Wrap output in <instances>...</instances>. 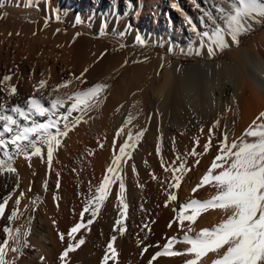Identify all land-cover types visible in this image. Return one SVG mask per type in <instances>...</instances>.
I'll use <instances>...</instances> for the list:
<instances>
[{
	"label": "bare ground",
	"instance_id": "obj_1",
	"mask_svg": "<svg viewBox=\"0 0 264 264\" xmlns=\"http://www.w3.org/2000/svg\"><path fill=\"white\" fill-rule=\"evenodd\" d=\"M90 1L93 3V0H50L49 11L46 12L44 0H39L38 7L37 0H0V5H3L0 7V76L2 72L12 73L10 81L2 80L5 87L0 89V96L12 107L26 106L27 98H39L41 81L47 84L45 95L55 89L53 96L61 97L85 90L95 83L107 85L103 103L89 113L88 122L82 121L70 130L67 137L61 138L50 170L39 157L26 160L23 156L13 155L11 162L19 175H0V201L9 194L12 197L6 206L5 216L0 217V245L9 239V247L13 246L9 235L3 231L5 227L10 229L12 235L16 229L28 233L24 237L28 247L21 249L22 255L6 249V259L15 258L16 264H61L59 255L68 241L67 231L78 220L82 200L85 196L89 198L93 195L107 168L111 166L115 153L112 145L114 138L120 145L127 139L129 132L134 137L141 129L146 130L133 152L134 159L123 166L125 198L129 205L125 224L131 223L134 213L139 214L140 226L145 230L142 232L139 229L138 233L135 229L138 233L135 234L143 246L155 242V232L165 217V211L161 209V194L153 189L157 180L153 177L157 178L165 172L160 163L161 158L166 164H171L169 149L177 145L175 136L198 126L199 146L204 149V144L209 143L208 149L212 150L219 147L221 140L217 137H222L224 132L228 133L229 144L242 140L256 142L257 137L246 133L256 125L264 124V119H258L264 112V18H257L259 22L250 20L248 30L238 36L236 43H232L229 37V47L223 51L233 50V53L225 59H216L223 51H217L215 56L209 57L206 49H202L199 56L203 61L183 67L178 61L170 63L167 55L156 52L155 47L161 43L146 28H161L159 20L165 24L168 18L174 19L180 11L174 9L173 4H178L184 12L198 19L202 13L190 0H131L133 7L126 17V0H118L121 20L115 26L123 30L131 23L133 28L125 40L111 35L113 25H110L107 37L96 38V30L100 27L99 15L95 18L94 28L73 27L77 13L87 21L92 12L87 4ZM215 2L220 3V0ZM257 2L264 3V0ZM229 3L239 10L242 0H229ZM223 6L228 7L227 4ZM108 8L109 0H100L96 11L99 13ZM51 9L71 11L61 22L52 19L45 27V17ZM178 18L181 20L179 15ZM220 23L223 24L222 21ZM199 26L200 31L205 30L200 21ZM136 30L144 34L150 46H132ZM243 37L248 38L246 45L242 41ZM121 43L127 47L121 49ZM196 43L199 47V40ZM58 61L63 64L60 70L57 68ZM61 83H67L68 86L61 88ZM197 83L209 97L213 93L216 95L214 103L200 113H196L194 105L184 96L185 87ZM57 84L59 87H56ZM10 87L17 89L15 95L8 94L7 89ZM129 115L133 120L131 124L124 125L123 121ZM217 120L220 121V127L213 128L209 140V127ZM121 127L125 130L116 137L115 133ZM158 144L161 146L160 156L155 152ZM42 151L46 153V149ZM72 156L78 158L82 173L77 176V183L71 175L63 172ZM131 164L137 168L135 173ZM30 166L37 175H27ZM57 179L60 181L59 188L56 187ZM45 181H48V190L44 188ZM214 183L205 193L207 200L217 194ZM116 191L113 185L94 223L87 226V230L82 229L81 238L85 243L70 253L68 264H103L100 260L107 249L105 244L110 241L114 221L119 217V202L114 194ZM20 193H24L23 198ZM53 196L58 199L54 200ZM17 198H21L19 206L15 204ZM13 210L17 211V216L10 222L7 216ZM204 212V217L193 227L190 237L224 223L230 214L213 205ZM145 225L148 226L145 228ZM95 230L99 235L95 234ZM61 233L65 235V242L59 239ZM146 234L147 239H144ZM135 240L128 246H125L124 238L115 241L118 257L110 259L109 264H143L144 260L139 256L141 247L135 244ZM224 250L226 246L221 251ZM216 258L217 253L209 252L199 259L198 264H213Z\"/></svg>",
	"mask_w": 264,
	"mask_h": 264
},
{
	"label": "snow or ice",
	"instance_id": "obj_2",
	"mask_svg": "<svg viewBox=\"0 0 264 264\" xmlns=\"http://www.w3.org/2000/svg\"><path fill=\"white\" fill-rule=\"evenodd\" d=\"M44 2L46 12H48L50 0H44ZM190 2L202 13L198 19L200 25L205 29L204 31H200V26L183 9L179 8L178 4L172 5L184 16V21L189 26L188 31L195 34L196 39H189L186 42L190 54L194 52L196 55H200L201 50L206 49V54L213 57L217 51H223L229 47V37L232 43H236L238 36L248 30L250 20L259 22L257 18H264V3H258L257 0H246V2L242 0L239 10L230 4L229 0H220V3H216L215 0H190ZM38 3L39 0H37V7ZM93 3L98 8L100 0H93ZM224 4H227L228 7L225 8ZM0 7H3V5H0ZM132 7L131 0H126L125 17ZM96 8L92 10L87 21L81 14L77 13L73 21V27L94 28L95 18L99 15L100 27L96 30V38L107 37L110 25H113L111 35L119 40H125L127 35L133 31L131 23L127 24L123 30L115 26L121 20L118 12V0H109V8L101 10L99 13H97ZM70 11V9H51L49 15L45 17V27L52 19L61 22L62 18L66 17ZM206 21L211 23L209 24ZM211 25H215V27H211ZM196 40H199V47L193 48L192 45L196 43ZM132 46L147 47L150 45L144 34L136 30ZM126 47L125 43L120 44L121 49ZM11 79L10 75L3 77L4 81H10ZM67 86V83L60 85L61 88ZM39 87V98L33 97L27 100L26 106L17 105L6 109L3 104H0V153H2L0 172L11 174L17 171L11 162L13 155L23 156L26 160L39 157L50 170L53 166L54 153L61 145V138L67 137L70 130L82 121L84 123L88 122L89 113L98 109L103 103L107 85L97 83L66 97L53 96L55 89L52 93L45 95L46 85L43 81H41ZM7 91L9 95H15L17 89L10 87ZM6 111L9 114H6ZM258 119H264V112L260 114ZM132 120L133 117L129 115L123 123L129 125ZM219 127V120L209 127L207 133L209 140H211L213 128ZM124 130L121 127L115 133V136L119 137ZM200 131H203V129ZM145 132V129H141L134 137L129 132L127 139L120 145H117L115 138L113 139L112 145L115 153L111 160V166L107 168L102 182L93 195L84 201L82 210L78 214V220L67 231L68 241L59 255L61 264H68L70 253H73L85 243V240L81 238L82 229L87 230V226L94 223L101 210V205L109 196V191L113 185L117 188L114 194L119 202V217L114 221L113 235L107 244L103 264H109L110 259L114 260L118 257L114 242L117 240V234L123 235L126 230L125 221L128 219L129 209L125 198L126 182L123 166L126 162L134 159L133 152L137 149L141 138L145 136ZM246 135L257 137L256 142L247 143L242 140L240 143L233 142L229 144L227 143V132H224L222 137H217L221 140L219 148L222 151L215 156L211 167L208 169V174L204 175L203 180L200 181V184L214 181V187L217 189L216 196L205 201L192 199L179 208V223L181 225L184 224L185 220L195 221L196 216L194 213L210 205L218 206L224 209L225 212L230 213L227 220L215 228L204 229L194 237L183 236L182 242L185 245H190L186 252L187 256L191 258L186 260V264H198L199 259L209 252L217 253V258L213 261V264H264V124L256 125ZM195 143L197 142L194 141V145ZM212 146H215L214 142ZM100 147L103 148L104 145L101 144ZM203 147L207 151L209 143H205ZM42 149H46V153ZM155 152L158 156L161 155L159 144ZM188 155L192 157L198 155L195 146ZM183 161L184 157L180 155L176 156V163L174 164H166L163 158L160 160L165 172H168L171 168L172 182L169 185L170 188L178 189L181 187V176L187 168ZM130 166L135 173L137 171L135 164ZM218 168L220 173L214 175L213 170ZM57 176H59V173H57ZM153 179L155 180L156 177L154 176ZM56 187H60L59 179L56 181ZM44 188L48 190V181L44 182ZM19 195L23 198L24 193ZM11 198V194H9L0 201V217L5 216L6 206ZM21 198L15 200L17 206L20 205ZM169 198L174 201L177 200V196L171 195V193ZM53 199L57 200L58 197L53 196ZM36 200H39V197H36ZM33 205H35V201ZM86 214H88L87 218ZM16 216L17 211L13 210L7 216V219L11 222ZM169 227H171V224ZM188 230L191 231V228ZM3 231L9 235L13 246L9 247V239H5L3 244L0 245V264H16L15 258L6 259V249L11 253L22 255L21 249L28 247L27 240L24 239L28 233L16 229L15 234L12 235L8 227H5ZM59 239L65 242V235L61 233ZM144 239H147V234ZM176 240V237H172L170 241L160 246L162 250H158L154 255H151L148 264H153L161 257L185 255L184 252L172 249L171 245ZM225 246L226 250L221 251L225 249ZM150 247L152 245L145 246L143 252L147 253Z\"/></svg>",
	"mask_w": 264,
	"mask_h": 264
},
{
	"label": "rangeland",
	"instance_id": "obj_3",
	"mask_svg": "<svg viewBox=\"0 0 264 264\" xmlns=\"http://www.w3.org/2000/svg\"><path fill=\"white\" fill-rule=\"evenodd\" d=\"M87 4L89 5V10L92 11L93 10L92 8H95L91 1L88 2ZM185 13H187V15L190 16L199 26V19H196L194 16H192L188 12H185ZM178 15L181 17V20L178 18ZM178 15H176L174 19L168 18L167 21L165 20V24H163L162 21L159 20L161 22L159 27L161 28H156L153 26V27L146 28V30L149 32L151 36H155V37L157 36L156 39H159L161 43L155 47V50L157 53L167 55L170 58V63H174L178 61L181 66L188 67V66H191L192 64L203 61V59L199 55H196L194 52L191 54L189 53L186 42L189 39H195V34L188 31L189 26L185 23L184 16L182 15V13L179 12ZM2 16L5 17V15H2ZM247 40L248 38H244V37L242 38L244 45H246ZM192 47L198 48L197 43L192 45ZM232 53H233V50L220 52L216 56V59L223 60ZM0 67L2 68V66ZM62 67H63V64L60 61H58L57 68L60 70ZM2 73L0 76V79H1L0 89L5 87L2 84V82L4 81L3 80L4 74L5 75L12 74V73L4 72L2 75ZM62 84L64 83H61V85ZM45 85L47 86V84ZM56 87H59V84H57ZM185 88L186 89L184 90V93L186 94H184V96L187 98L189 102H191L194 105L196 113H200L204 109H207L215 101L216 95L213 93L212 97H209V94H207L205 90H203L202 88H199V83L195 85L188 84ZM29 99L31 98H27L26 100H29ZM1 103L2 104L4 103V106L6 109H10L12 107L9 103H7V100L3 98V96H0V104ZM6 114H9V113L6 111ZM188 132L186 131V132L177 134L175 136L177 140V145H175L172 149H169V156H170L169 158H170L171 164L176 163V156L180 155L184 157L183 162L187 166L186 170L183 172L181 176V187L178 189H173L169 187V185L172 182L171 168H169L168 172H164V174L161 173L160 175H158V177L156 178L157 180L155 181V184L153 185V189L155 190V192H157L159 195L161 194L160 195L161 197L160 203L162 207L161 209L165 211V217L161 220V223H160L161 226H159L157 232H155L157 236L154 242L155 244L154 243L152 244L153 247L149 248V251L147 253L143 252V248L147 245L141 246L142 245L141 240L139 237L136 236V234L139 233L138 231L139 229L142 232H144L145 230L142 228V226H140V220H139L138 213L136 214L134 213L135 217L133 216L134 217L133 219L129 218V219H132L131 223L126 222L125 224L126 230L124 234L119 235L117 237L118 240L116 241L118 242H119V239L122 240V238H124V241H125L124 244H127L125 246H128L129 244L134 242V240L136 239L135 244L141 247L139 256L144 260L143 264H148V260L151 258V255H154L155 252L158 250H162V247L160 246H163L165 243L170 241L172 237L177 238L176 242L171 245L172 249L176 251L184 252L185 255H181L177 257H171V256L161 257V258H158L157 261H154L153 264H186V260L191 257L187 256L186 249L189 247V245H185L182 242L183 236L184 235L192 236L193 227H195L198 221L202 220V218L205 215L204 211L210 207L209 206L207 208H202L198 212L194 213V215L196 216L195 221L185 220L183 225L179 223V208L181 205H183L184 203L190 202L192 199H198L200 201H205L208 199L205 193L206 191H208L207 189L210 188L211 184L214 181L204 182V184H201V185H200V181L203 180L204 175L208 174V169L211 167V163L213 162L215 156L219 154L220 151H222V149H220L219 147L212 148V150L208 149L207 151H204L205 149H203L202 146H199V138L197 136L199 133L198 126L191 127V129H189ZM194 141L197 142L195 143V145H194ZM186 142H188L187 146H186ZM194 146L198 152V155L196 157H192L191 155H188V153L194 148ZM78 161L79 160L77 157L72 156L69 159L68 166L67 167L65 166L63 168L64 174L71 175L75 181L78 178L77 177L78 175H82L81 169L78 167L79 165ZM22 167L23 169L26 168L24 163L22 164ZM32 169L33 167L31 166L27 169V172H26L27 175L28 174L37 175V173L34 172ZM219 173H220L219 168L216 170H213L214 175H218ZM0 175H15L16 176L19 174L16 171L15 173H11V174L9 173L6 174V172H0ZM178 175L180 174L178 173ZM158 185L160 186L158 187ZM76 189L78 191L80 190L78 186ZM194 189L195 191H193ZM17 191H19V189ZM170 193L171 195L177 196V200L175 201L171 200L169 198ZM84 194L87 195V192H84ZM86 199L87 198L85 196V199L82 200L81 202L82 206ZM170 224H171V227H169ZM189 228H191V231L188 230ZM135 229H137L136 231L138 233L135 232ZM95 234L99 235L97 230H95ZM126 239L128 240L126 241ZM108 242L109 241H107L105 244L106 248H107ZM101 261H103V258H101L100 262Z\"/></svg>",
	"mask_w": 264,
	"mask_h": 264
}]
</instances>
